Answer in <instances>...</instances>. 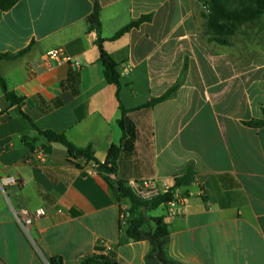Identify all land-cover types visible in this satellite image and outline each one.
<instances>
[{
	"label": "crops",
	"instance_id": "0c3cea01",
	"mask_svg": "<svg viewBox=\"0 0 264 264\" xmlns=\"http://www.w3.org/2000/svg\"><path fill=\"white\" fill-rule=\"evenodd\" d=\"M95 1L20 0L0 11V75L25 100L12 105L0 87V264H83L109 253L118 264H156L147 259L150 242L129 240L120 227L130 204L117 201L92 165L77 168L65 147L38 135L53 131L78 148L92 146L102 164L111 146L122 145V111L99 61V35L119 65L121 104L136 132L123 145L115 179L157 181L162 192L193 166L195 182L175 194L187 200L178 215L168 217L163 206L146 214L168 226L166 257L264 264V127L245 125L264 120V52L238 63L213 40L200 0H98L99 33L89 24ZM148 15L150 22L112 41ZM56 50L79 65L46 61ZM71 73L77 94L62 89ZM178 83L174 97L135 110ZM25 137L38 138L34 150ZM39 209L46 216L28 237L14 212ZM154 228L148 221L142 230Z\"/></svg>",
	"mask_w": 264,
	"mask_h": 264
},
{
	"label": "trees",
	"instance_id": "16d2710c",
	"mask_svg": "<svg viewBox=\"0 0 264 264\" xmlns=\"http://www.w3.org/2000/svg\"><path fill=\"white\" fill-rule=\"evenodd\" d=\"M20 0H0V11L7 12L11 10ZM203 2L204 7L208 14L206 15L207 28L213 36V40L217 43L229 46L230 38L235 36L245 25H264V0H200ZM152 16H142L136 21H132L128 26L119 31L112 41H115L125 34L129 33L132 29L138 28L140 25L150 22ZM90 30L100 32V6L98 0L95 1V9L92 16L89 18ZM105 40L99 35L96 46L99 50V61L104 67V77L108 84L116 87V97L120 104L122 111V119L119 125L123 131L122 145L120 147L111 146L108 151V156L105 163H100L94 154L92 146L85 148H78L71 144L64 134H58L53 131H40L38 129L39 137H43L49 144H59L66 148L70 158L69 163L75 165L77 168H83L80 164L75 163L76 160L84 159L87 162L95 163L98 165L97 173L104 176L110 188L115 191L117 201L128 202L131 206L128 215L131 217L129 220V227L126 230V235L129 240L140 242L149 241L152 250L147 259L156 264H174L165 255V246L169 235L168 226L163 223L161 218H152L149 220L146 214L161 207L162 205L172 201L175 197L176 191L181 188L191 186L195 182V173L193 166L189 165L180 174L174 177V186L165 194H160L149 202H143L137 199L131 190L122 181L117 178L119 161L123 152V145L129 138H135L136 132L133 124L127 119L128 111L121 104L120 92L122 89L121 74L119 65L114 61L111 55L104 48ZM24 52L20 53L22 55ZM18 55V56H19ZM9 56H3L7 58ZM11 57V56H10ZM78 74L71 73L63 83V90H71L73 94H77ZM0 87L7 100L12 105H17L20 108L24 104V98H19L13 91H10L6 80L0 75ZM180 88L178 83L171 88L165 95L157 99H151L146 105L141 108L135 109H152L156 105L174 97ZM54 108L62 106L60 100L54 101ZM23 117L30 121L32 120L22 113ZM248 127L258 128L264 127V120L252 121L245 123ZM24 145L30 149H35V144L38 138L25 137L22 139ZM148 221L154 222L155 228L150 232L142 230L144 224ZM100 251V249L98 250ZM51 264H62L60 260H51ZM83 264H118L116 256L113 253L108 255L97 254L86 260Z\"/></svg>",
	"mask_w": 264,
	"mask_h": 264
},
{
	"label": "built area",
	"instance_id": "2783aa9c",
	"mask_svg": "<svg viewBox=\"0 0 264 264\" xmlns=\"http://www.w3.org/2000/svg\"><path fill=\"white\" fill-rule=\"evenodd\" d=\"M45 60L54 61L59 64L74 63L77 66L79 65L77 60H72L70 57L64 55L60 50L49 52L48 54H46ZM76 163L80 164L83 168L88 167L89 165H92L93 169L98 168V165H96L95 163L87 162L84 159L76 160ZM127 187L131 190V192L137 199L143 202H149L158 195L167 193L169 190L168 188L164 187V190L161 192L157 187V181H143L140 183H131ZM186 202L187 200L184 196L175 195L172 201L162 206L166 208V215L168 217H173L178 215L181 207ZM127 215L128 214L125 213L124 210H122L120 214V227L122 230H126L129 227V220ZM44 216H46V211L44 209L36 210L33 214H29L26 212L24 213V216H20L14 212V217L17 223L28 237H30V228L34 224V222Z\"/></svg>",
	"mask_w": 264,
	"mask_h": 264
},
{
	"label": "rangeland",
	"instance_id": "374dc122",
	"mask_svg": "<svg viewBox=\"0 0 264 264\" xmlns=\"http://www.w3.org/2000/svg\"><path fill=\"white\" fill-rule=\"evenodd\" d=\"M230 54L243 63L251 57L264 52V25H245L235 36L230 38L226 48Z\"/></svg>",
	"mask_w": 264,
	"mask_h": 264
}]
</instances>
